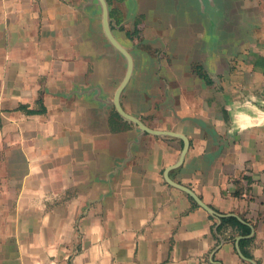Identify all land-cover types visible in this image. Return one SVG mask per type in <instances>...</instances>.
<instances>
[{
    "label": "crops",
    "instance_id": "crops-1",
    "mask_svg": "<svg viewBox=\"0 0 264 264\" xmlns=\"http://www.w3.org/2000/svg\"><path fill=\"white\" fill-rule=\"evenodd\" d=\"M253 263L264 0H0V264Z\"/></svg>",
    "mask_w": 264,
    "mask_h": 264
},
{
    "label": "trees",
    "instance_id": "trees-1",
    "mask_svg": "<svg viewBox=\"0 0 264 264\" xmlns=\"http://www.w3.org/2000/svg\"><path fill=\"white\" fill-rule=\"evenodd\" d=\"M243 219H245L242 216ZM243 219L239 218L234 214H224L219 217V222L216 224V229L220 231L223 226L229 225L231 226L236 233L243 235L240 239L239 244L240 247L246 257H251V253H249L244 246L251 242L252 237L248 235L251 231L250 225L244 221Z\"/></svg>",
    "mask_w": 264,
    "mask_h": 264
},
{
    "label": "water",
    "instance_id": "water-1",
    "mask_svg": "<svg viewBox=\"0 0 264 264\" xmlns=\"http://www.w3.org/2000/svg\"><path fill=\"white\" fill-rule=\"evenodd\" d=\"M119 110L122 112V109L119 107ZM128 117H130V118H132V119H134L135 121H138L135 117H132V116H130V115H127ZM141 125H142V127L144 128V129H146V130H149V131H152L150 128H148L144 123H142V122H139ZM185 140V139H184ZM187 141L185 140L184 141V146H183V148H182V150H181V153H180V155H179V157H178V159L173 163V164H171V165H169L168 166V168H167V171H166V174H167V172H168V170L169 169H172V168H174V167H177L180 163H181V161H182V159H183V157H184V154H185V151H186V148H187ZM168 175V174H167ZM176 185H178L180 188H182V189H184L199 205H201L202 207H204L207 211H209L211 214H213L215 217H216V219L218 220V222H219V217L222 215V214H219V213H216L215 211H214V209L212 208V207H210L209 205H207L206 203H204L201 199H200V197L193 191V190H191L189 187H187V186H185V185H182V184H179V183H176ZM217 222V223H218ZM254 264V263H253Z\"/></svg>",
    "mask_w": 264,
    "mask_h": 264
},
{
    "label": "flooded vegetation",
    "instance_id": "flooded-vegetation-1",
    "mask_svg": "<svg viewBox=\"0 0 264 264\" xmlns=\"http://www.w3.org/2000/svg\"><path fill=\"white\" fill-rule=\"evenodd\" d=\"M110 17L112 18V19H110L111 24H114V21H115V23L119 22L118 14L114 10L110 11ZM139 32H140L139 29H135L131 34H136L138 36V38H141ZM128 35H129V32H128ZM129 70H130V66H128V74H129Z\"/></svg>",
    "mask_w": 264,
    "mask_h": 264
}]
</instances>
